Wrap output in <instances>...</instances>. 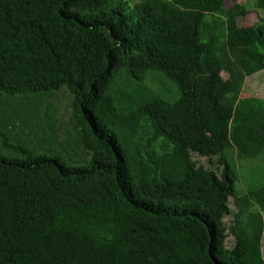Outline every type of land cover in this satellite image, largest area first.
I'll return each instance as SVG.
<instances>
[{"label": "trees", "instance_id": "trees-1", "mask_svg": "<svg viewBox=\"0 0 264 264\" xmlns=\"http://www.w3.org/2000/svg\"><path fill=\"white\" fill-rule=\"evenodd\" d=\"M255 10L264 0H0V99L67 88L75 136L53 125L58 152L40 153L29 132L54 108L0 107L13 109L0 116V264H264V185L238 196L232 162L264 154V100L241 98L264 71ZM153 72L172 102L116 90Z\"/></svg>", "mask_w": 264, "mask_h": 264}, {"label": "rangeland", "instance_id": "rangeland-1", "mask_svg": "<svg viewBox=\"0 0 264 264\" xmlns=\"http://www.w3.org/2000/svg\"><path fill=\"white\" fill-rule=\"evenodd\" d=\"M132 3H137L140 0H128ZM243 3L249 5V7H253L254 0H242ZM232 3L230 1H226V7H229ZM253 9V8H252ZM251 9V10H252ZM264 19V12L261 10H255L252 14H250L249 20L253 23H259ZM223 79L228 78V76L223 75ZM118 85L116 89L124 99H147L153 96L159 97L161 100L166 102H172L177 96V88L170 83L162 73H151L146 74L143 79L138 82L136 81H126L125 77L121 76L120 79L116 80ZM115 86V85H114ZM255 97L264 100V71L260 72L252 77L246 79L241 98H249ZM19 102L25 103L26 108L31 109L32 103H36L39 107V111H42L43 106H51L55 111L49 110L46 115L49 119H53V122L50 123L49 129H47L44 122L42 123L44 126L42 131H37L38 129H33V131L29 132L30 137L34 139V141H38V144H41L39 148L40 153H56L58 150L54 152L52 146V133L50 132L53 129V125L57 127V132L59 133L58 139L62 140H73L74 132L71 127V108L70 101L71 96L68 92L67 88H63L61 91L53 92L47 95H38V97H15L12 99H0V107H7L10 104L8 102ZM1 109V108H0ZM13 109L1 110L0 116L5 117L7 114L11 113ZM40 111V112H41ZM43 121V120H42ZM18 129H14L12 131V135L15 134ZM24 136H27L26 134ZM29 137V135H28ZM64 158H66V154H62ZM193 160L197 162L199 165H203L206 168H215L214 165H210L208 160L199 155H193ZM83 163L82 161H80ZM233 165L236 167L238 172V180L235 184L236 194L238 196H244L248 192L255 190L264 185V154L251 159V158H242L238 157L232 158ZM84 164V163H83ZM237 199L235 197H230V206L233 212H237L238 208L236 206ZM264 219V212L262 213ZM233 217L226 218V222L231 223ZM262 253L264 258V234L262 238ZM235 244V238L231 236L229 238L228 243H226V247H232Z\"/></svg>", "mask_w": 264, "mask_h": 264}]
</instances>
